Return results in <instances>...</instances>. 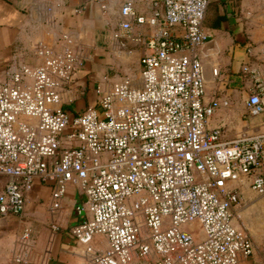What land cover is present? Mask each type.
<instances>
[{"label": "built area", "instance_id": "2783aa9c", "mask_svg": "<svg viewBox=\"0 0 264 264\" xmlns=\"http://www.w3.org/2000/svg\"><path fill=\"white\" fill-rule=\"evenodd\" d=\"M212 1L125 0L110 35L141 48L138 73L106 76L85 108L70 106L82 64L71 45L40 44L37 62L0 68V218L23 215L44 183L58 230L73 185L68 230L91 264H240L258 252L239 208L244 186L264 193V130L228 137L211 124L230 103L206 94ZM247 71V110L264 115V72ZM25 248L6 264H26Z\"/></svg>", "mask_w": 264, "mask_h": 264}, {"label": "crops", "instance_id": "0c3cea01", "mask_svg": "<svg viewBox=\"0 0 264 264\" xmlns=\"http://www.w3.org/2000/svg\"><path fill=\"white\" fill-rule=\"evenodd\" d=\"M124 1L0 0V68L7 67L14 59L18 62H37L36 48L40 44L58 48L71 45L81 55V62L85 61L77 76L85 74L94 77L91 74L94 66L87 60L90 57L86 54L105 49L109 25L118 18ZM137 8L148 11L140 2ZM204 32L207 38L201 47V59L207 98L217 96L208 94L207 87L209 90L217 88L221 96L230 102L223 108L232 106L234 112L239 110L245 115L247 106L237 108L234 101L237 99V85L243 83L247 90L251 83L247 70L258 68L264 72V0H213L204 21ZM214 68L218 69V74H214ZM223 119L214 115L211 124H222ZM239 127V133L264 130V115L250 114L247 118H240ZM259 200L263 203L264 197ZM256 201L253 207H258ZM28 209L36 214L42 211L41 208ZM75 212L73 208H62L57 214L61 228L55 231L50 225L48 230L41 229L39 238L34 242H30L32 238L25 239L24 232L20 238H15L9 230L13 218L1 217L0 264L9 262L25 247L30 251L26 264H91L85 244L77 241L68 230V226L75 221ZM30 229L32 232L33 229ZM139 261L136 259L134 264H139ZM240 264L254 263L247 258L242 259Z\"/></svg>", "mask_w": 264, "mask_h": 264}, {"label": "rangeland", "instance_id": "374dc122", "mask_svg": "<svg viewBox=\"0 0 264 264\" xmlns=\"http://www.w3.org/2000/svg\"><path fill=\"white\" fill-rule=\"evenodd\" d=\"M115 21L116 19L113 20L112 23L114 24ZM113 24H110L108 28L109 35L104 43L106 46L105 49L103 48L101 51L86 54L90 57V59L88 58L87 60L94 66L93 71H91L94 77H88V75H86V77L85 74L76 76V88L74 89L76 94L74 101H72L70 105L72 109L85 108L91 103H94L97 97V83L103 81L106 76L114 80L120 79L132 72L138 73V60L141 54V48L131 45L119 47L117 42L110 35ZM86 74L90 73L87 72ZM82 86L87 88L84 92H82ZM237 90V99L234 101V105L237 108L245 107L248 94L246 88L243 87V83L237 85ZM207 91L208 94H217V96H221V92L217 90V88L209 90L207 87ZM231 107H221L215 114V117L221 116L224 118L222 124L225 126L226 135L229 137L242 133H239L240 118H247L250 115L248 111L244 115V112L237 110L239 111L238 114L237 111L234 112L233 107ZM261 126L262 129L263 125ZM248 188V186L242 188V203L240 204L239 215L242 224L252 235L258 246V252L251 256L250 259L254 264H264L261 256V251L264 249V202L262 203L261 200H259L264 197V193ZM49 192V186L46 184H36V188L28 198L27 208H41L42 211L36 214V212H31L28 209L21 216H11L13 219L10 221L11 225L9 226V230L14 234L15 238H20L25 227L29 226L33 229L30 242H34L39 238L42 232L41 229H47L52 225L49 213L46 211ZM76 199H81V196L78 191L75 194L74 186L71 185L68 189L63 208H72ZM255 201L258 207L252 206ZM57 222L59 223L58 220ZM54 230L56 231V229Z\"/></svg>", "mask_w": 264, "mask_h": 264}, {"label": "bare ground", "instance_id": "6f19581e", "mask_svg": "<svg viewBox=\"0 0 264 264\" xmlns=\"http://www.w3.org/2000/svg\"><path fill=\"white\" fill-rule=\"evenodd\" d=\"M249 189V188H248Z\"/></svg>", "mask_w": 264, "mask_h": 264}]
</instances>
